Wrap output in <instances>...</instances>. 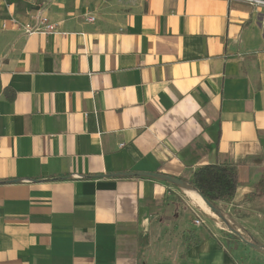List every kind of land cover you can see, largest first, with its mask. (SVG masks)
I'll list each match as a JSON object with an SVG mask.
<instances>
[{
	"label": "crops",
	"instance_id": "1",
	"mask_svg": "<svg viewBox=\"0 0 264 264\" xmlns=\"http://www.w3.org/2000/svg\"><path fill=\"white\" fill-rule=\"evenodd\" d=\"M263 176L264 5L0 0V264H237L218 214L248 225Z\"/></svg>",
	"mask_w": 264,
	"mask_h": 264
},
{
	"label": "rangeland",
	"instance_id": "2",
	"mask_svg": "<svg viewBox=\"0 0 264 264\" xmlns=\"http://www.w3.org/2000/svg\"><path fill=\"white\" fill-rule=\"evenodd\" d=\"M237 213L238 218L248 217L250 220L246 226L239 220L237 224L232 223L237 233L229 231L228 225L231 223L226 220L227 249L234 251L237 264H264V195H253Z\"/></svg>",
	"mask_w": 264,
	"mask_h": 264
},
{
	"label": "trees",
	"instance_id": "3",
	"mask_svg": "<svg viewBox=\"0 0 264 264\" xmlns=\"http://www.w3.org/2000/svg\"><path fill=\"white\" fill-rule=\"evenodd\" d=\"M190 185L212 205L231 201L238 188V172L229 163L208 164L194 171ZM255 189L254 196L264 195V176Z\"/></svg>",
	"mask_w": 264,
	"mask_h": 264
},
{
	"label": "built area",
	"instance_id": "4",
	"mask_svg": "<svg viewBox=\"0 0 264 264\" xmlns=\"http://www.w3.org/2000/svg\"><path fill=\"white\" fill-rule=\"evenodd\" d=\"M247 1L251 2L252 4L264 5V0H247ZM44 12H45V8L44 7L40 8L33 17L34 18L33 22L21 23L15 19L13 21L17 23L19 26H21V29L26 35H32L36 33H43V34L55 33L56 25L50 21L49 17ZM91 20H93V18H91ZM218 216L223 219V220L219 219L220 220L219 224L224 227V225L226 224L225 222L227 220V219L225 220L226 217L221 216L220 214H218ZM227 221L230 222L229 220ZM195 223L196 225H201L204 223V221L202 218L197 217ZM228 228L230 232L237 233V229L236 227L233 226L232 223L231 225H228Z\"/></svg>",
	"mask_w": 264,
	"mask_h": 264
},
{
	"label": "water",
	"instance_id": "5",
	"mask_svg": "<svg viewBox=\"0 0 264 264\" xmlns=\"http://www.w3.org/2000/svg\"><path fill=\"white\" fill-rule=\"evenodd\" d=\"M152 176H155V177H157V178H162V179H165V180H167V181H169V182H176V183H181L182 182V180H179V179H173V178H170V177H168V176H164V175H162V174H152ZM212 208H214V205H212V204H210V203H208Z\"/></svg>",
	"mask_w": 264,
	"mask_h": 264
}]
</instances>
